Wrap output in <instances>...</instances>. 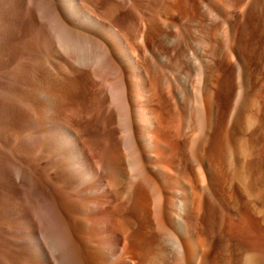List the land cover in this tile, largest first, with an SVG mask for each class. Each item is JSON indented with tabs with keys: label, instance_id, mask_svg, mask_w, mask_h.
<instances>
[{
	"label": "bare ground",
	"instance_id": "1",
	"mask_svg": "<svg viewBox=\"0 0 264 264\" xmlns=\"http://www.w3.org/2000/svg\"><path fill=\"white\" fill-rule=\"evenodd\" d=\"M0 264H264V0H0Z\"/></svg>",
	"mask_w": 264,
	"mask_h": 264
}]
</instances>
